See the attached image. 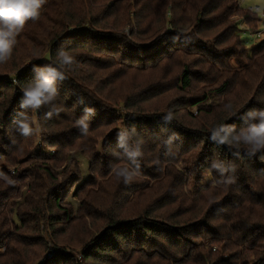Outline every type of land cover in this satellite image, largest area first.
Here are the masks:
<instances>
[{
	"label": "trees",
	"instance_id": "16d2710c",
	"mask_svg": "<svg viewBox=\"0 0 264 264\" xmlns=\"http://www.w3.org/2000/svg\"><path fill=\"white\" fill-rule=\"evenodd\" d=\"M243 15L260 26L237 0H47L0 64V173L14 181L0 178V264L48 251L42 264H67L58 241L71 243L86 223L98 230L81 263L69 264H264V149L211 139L213 128L238 133L259 123L249 111H264V39L248 55L232 21ZM61 50L72 64L61 66ZM53 68L63 74L55 99L36 112L21 107L22 89ZM151 70L183 97L161 105L165 90L148 83ZM24 116L36 118L55 154L35 148V130L22 135ZM71 154L87 159L86 179L51 169ZM121 167L131 183L116 177Z\"/></svg>",
	"mask_w": 264,
	"mask_h": 264
},
{
	"label": "clouds",
	"instance_id": "9594fccd",
	"mask_svg": "<svg viewBox=\"0 0 264 264\" xmlns=\"http://www.w3.org/2000/svg\"><path fill=\"white\" fill-rule=\"evenodd\" d=\"M47 3V0H0V64L7 63L13 55V50L17 44V37L23 31L27 22L38 21L41 16V9ZM58 61L61 66L70 65L74 61L73 55L69 51L61 50ZM63 78V74L56 69H50L48 74L41 73V79L22 89L23 100L21 107L30 108L33 112L41 109L45 105L50 104L57 95L56 77ZM231 108V105H228ZM61 108H56L58 113ZM88 111H91L90 109ZM234 114V113H233ZM52 113H47L51 117ZM247 116L250 119L258 120V124H252L247 128L241 129L238 133L234 131V127L221 126L211 130V139L220 144H228L235 147L245 146L251 154L264 149V111H249ZM173 118L172 113L165 116V120L170 121ZM18 128L24 137H29L34 130L39 133L40 127L35 120H29L27 116L24 119L17 121ZM34 125H36L34 129ZM83 126L84 131H87V124L84 121H77L76 126ZM223 133V134H222ZM131 156L139 155L134 151ZM213 169L224 171L221 165L213 162ZM116 177L124 178L126 184L132 182L133 175L126 167L114 169ZM209 176L211 173L209 172ZM0 178L6 180L7 183H14L9 177L0 173ZM235 182L233 177L225 181L226 184Z\"/></svg>",
	"mask_w": 264,
	"mask_h": 264
},
{
	"label": "rangeland",
	"instance_id": "374dc122",
	"mask_svg": "<svg viewBox=\"0 0 264 264\" xmlns=\"http://www.w3.org/2000/svg\"><path fill=\"white\" fill-rule=\"evenodd\" d=\"M237 1H238L239 5L247 11L248 10L252 11V10H255L258 8L259 11L255 12V13L257 14V17L262 20V22H260V26L257 28V25L252 26L251 24L248 25L247 22L245 23V21L242 20V19H246V16H244V15L239 16V17L235 16L234 18H232L233 22H235V23L238 22L239 29H240V36L242 37L243 41L247 42V52H248V55H251L252 51L256 48L257 44L264 39V0H237ZM247 16L250 19V15L248 14ZM242 17H244V18H242ZM251 18L254 20L257 19L253 15ZM256 24H258V23H256ZM199 39L204 40L203 44L207 42L206 38H204L203 36H200ZM230 44H233V42H231ZM221 49H224V47H222ZM199 52H202V50H200ZM231 62H232V66H234L236 69H239V67L235 64L236 61L234 59L231 60ZM193 70L201 72V68L199 66L193 67ZM145 74H146V72L144 74H142L141 78H143L145 76ZM147 74H148L147 77L149 79L148 83H151V86L161 85L164 87L165 91L161 97V105L170 104V103L176 101L177 99L183 97L184 94H182L180 92V90L178 91V90L174 89L173 87L169 86L168 80L161 78L159 76L158 71L151 70ZM176 75H178V73L173 75V76L176 77ZM217 100H219V99H216V101ZM152 105L153 106H160V103L157 101H153ZM194 115H196V112L194 113ZM34 120L36 121V118H34ZM41 140H42V132L40 131L39 133H37V136H35L33 139V141L35 143V148L37 150L44 149V151H46L50 154H55V150H53L49 146L43 145ZM71 155H72V157L68 163H66V164L63 163L60 165H57V163L51 164V165H53V167H51V169L63 168V171H67V172L71 171L72 174H76L78 172L79 174L82 175V177L84 179H86L88 177V161H87V159L80 154H71ZM2 160L3 159L0 156V161H2ZM77 163H78V167H77ZM25 165L26 164H21V165L19 164V165H17V167L20 169L21 167H25ZM9 169H10L9 170L10 173L12 175H14L13 167H10ZM61 172H62V169H60V171L58 173H61ZM26 176H27V174H26ZM211 180H212V176L211 175L209 176L207 173V174H205V176L203 178L202 184L207 185V184H209V182ZM30 181H31L30 178H27L26 182L29 183ZM78 185H75L71 189V192L67 198V204L68 205L77 206L78 200L75 198V193H76V188ZM74 210H75V213H77V211H76L77 208H75ZM77 218H78V216H77ZM91 224H92L91 227H89L90 224H87V223L84 225L83 235H81L80 226H76V233L78 234V238H73L71 243L66 244L64 242L58 241L59 245H61L60 247H62L61 249H64V252H66V254L68 255V256L64 257L65 262L67 264H69L72 261V259H74L75 262L81 263V253L83 252L82 250L85 249L86 246L91 241L90 234H93L94 232H96L98 230V227L94 223H91ZM42 227H44V226L42 225ZM70 228L71 227L68 226V227H65L64 230H67ZM86 229L88 231H86ZM42 234H43L42 238L45 241H47L46 240L47 237H45L44 233H42ZM47 243L49 245V248H52L51 243L48 241H47ZM0 251L2 253H5L7 251V249L2 248ZM50 258H52V252L51 253L49 251L46 253L36 252V257L34 259H32V257H30L31 260H30L29 264H42V262H44L45 259H50Z\"/></svg>",
	"mask_w": 264,
	"mask_h": 264
},
{
	"label": "built area",
	"instance_id": "2783aa9c",
	"mask_svg": "<svg viewBox=\"0 0 264 264\" xmlns=\"http://www.w3.org/2000/svg\"><path fill=\"white\" fill-rule=\"evenodd\" d=\"M257 11H259V9L257 8V9H255V10H252V12H257Z\"/></svg>",
	"mask_w": 264,
	"mask_h": 264
}]
</instances>
